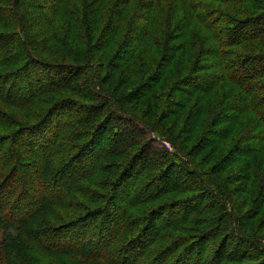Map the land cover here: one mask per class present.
Listing matches in <instances>:
<instances>
[{
    "label": "trees",
    "instance_id": "trees-1",
    "mask_svg": "<svg viewBox=\"0 0 264 264\" xmlns=\"http://www.w3.org/2000/svg\"><path fill=\"white\" fill-rule=\"evenodd\" d=\"M263 36L264 0H0V264H264V50L244 47ZM201 214L202 238L164 233Z\"/></svg>",
    "mask_w": 264,
    "mask_h": 264
},
{
    "label": "rangeland",
    "instance_id": "rangeland-1",
    "mask_svg": "<svg viewBox=\"0 0 264 264\" xmlns=\"http://www.w3.org/2000/svg\"><path fill=\"white\" fill-rule=\"evenodd\" d=\"M166 1H168V0H166ZM216 4V6H219L223 11H225L226 13H229V14H233V16L234 17H238V18H241V17H244L245 15H253V14H255V12H256V10L255 9H249L250 7V5H248V3H241V4H236V3H223V4H218V3H215ZM218 7V8H219ZM219 8V9H220ZM6 15H8V14H5V16ZM244 47L246 48V51H258V50H264V36H263V39L261 40V42L260 41H254V42H249V43H247V44H244ZM113 83V85H115L116 84V82L115 81H113L112 82ZM75 97V96H74ZM74 99H76V100H78L77 99V97H75ZM82 102H85V101H83L82 99H80ZM80 101V102H81ZM86 103V102H85ZM75 110H77V109H75ZM27 112V111H26ZM74 112V111H73ZM245 120V122H248V118L246 117V119H244ZM103 121V118H102V120H101V122ZM154 121H156V131L157 132H159V130H161V132H163L164 133V135H167V136H169L170 138H172V139H174L175 141H177V142H181V143H183V144H185L186 146V149L188 150V152H189V150L191 149V153H192V145L194 144V140H193V138L192 139H190V141H186V134H180V129H179V126L178 125H171L170 123H169V121L168 120H162L161 119V117H159V116H157L155 119H153V123H154ZM102 124V123H101ZM122 124L123 125H126V126H128L129 128H133L134 126H132L130 123H128L127 121H123L122 122ZM246 124V123H245ZM153 127V126H152ZM155 127V126H154ZM113 128V126L112 125H110L109 126V130L111 131V129ZM165 130V131H164ZM111 135H112V132H110L109 134H108V138H110L111 137ZM204 137H206L205 135H203ZM142 142V141H141ZM144 142V141H143ZM219 144H221V143H219ZM219 144H213V150H215V152H217V150H219ZM109 145H110V140L109 139H106L105 141H104V146H105V148H107V147H109ZM137 146H138V144H136V145H133V146H131V147H129V148H127L124 152H125V156H126V154H130V155H132V152L134 151V149L135 148H137ZM166 146L167 147H169V148H171L170 147V145L168 144V143H166ZM209 149H207V150H205V151H203L202 153H200L199 155H195L194 153H192L191 155L190 154H186V158L188 159V161L194 166V169L195 170H197V171H199L201 174H203L205 177H207L208 179H209V181H211V180H215L216 182H218V183H221L222 185H223V187L224 188H226L227 190L229 189L228 187H230V185H228L226 182V177H227V171L226 172H220V171H217V172H215L214 174H212V173H210L211 171H215V170H218V169H212L211 171H210V165L209 164H206L205 163V159H204V157H205V153L208 151ZM215 155L213 156V164H214V162H215ZM111 160H112V164H110V166L108 167V170H107V173H99V174H97L96 175V177H93V179L94 180H98V182H96L95 184H93V183H87L86 185L93 191V193L95 194V197L96 196H98V197H101V198H107V197H105L106 196V194H108V192H109V183H110V181L109 180H111V185H112V177L114 176V175H118L119 173H120V171L123 169V166H122V169H121V167H118L117 165H115V164H117V162L118 161H120L119 159H118V157L117 156H115V157H111ZM125 160H127V159H125ZM158 160H160V158L159 159H157V161ZM153 162V161H152ZM159 162V161H158ZM158 162H156L157 164H156V166H154L155 168H158V166L160 167V165H159V163ZM161 163H163L162 161H160ZM168 164V163H167ZM176 172H177V170L175 169V170H173L171 173H170V178H173V176L176 174ZM193 179V178H192ZM103 180H107L106 182H105V184L102 186V181ZM146 180L147 179H143L141 182H144L143 184H147V186L148 185H150L151 183H152V181H150V183L148 184V183H146ZM147 182H149V181H147ZM157 186H154L153 187V190H157V188H156ZM232 188V187H231ZM233 190V189H232ZM236 190V189H235ZM185 194V195H184ZM184 194L183 193H180V194H178V195H181V197L183 198V197H186V196H188V197H190V196H193V194L192 193H190V192H185L184 191ZM178 195H176L175 197H177V199L176 200H178V199H181V197H179ZM183 195V196H182ZM236 198L237 197H239V199L240 198H242V196H243V194H241V193H237L236 195H234ZM98 197H96L97 198V200L99 199ZM77 200H83L82 198H80V196L79 197H77L76 198ZM120 198L116 195V192L114 193V199H113V202H111L112 204H114V205H118V204H122L123 203V200H124V198L123 199H121V200H119ZM159 200H161V199H159ZM100 201H101V199H100ZM99 201V203H97V204H101L102 206H103V204L104 203H101ZM122 201V202H121ZM97 202V201H96ZM96 202H95V205H97L96 204ZM105 202V201H104ZM160 202V201H159ZM161 204H166L167 202H164V201H162L161 200ZM179 201H177V205H181L180 203H178ZM99 206V205H98ZM154 205H151V203H149V204H140L139 206H137L135 209H133V210H131V214L132 215H135V217L137 218V219H142L143 218V215H147V211L148 210H146V209H148V208H154L153 207ZM177 207V206H176ZM56 211H59V209H57ZM213 214V213H212ZM210 215L209 214H201V215H199V216H197V217H194V219L192 218V219H190V220H194V221H191V222H188V223H186V222H184L183 224H181L179 227H177V228H173V229H165L164 230V233H166V235L168 234V235H170V236H173V238H180L181 236H191V238H196L197 236H200L201 238H202V235L204 236V234H207V233H209L210 231H211V227L213 226H210V227H205V228H207V229H204V226H203V224H198V222L197 221H199L200 222V220L202 221H207L206 219L209 217ZM221 217H223V215H221ZM197 220H196V219ZM261 220H263V219H261V216H257V217H254L253 219H252V221L250 222V223H252L253 225H254V227H256V225H259V226H261L260 224H261ZM223 222L224 220H218L217 221V224H219L220 222ZM200 233V234H199ZM167 236H165V238H166ZM225 236L224 235H222V234H220V235H218V238H219V240L221 241L223 238H224ZM200 239V238H199ZM191 240V239H190ZM230 242L231 241H229L228 240V243H227V246H228V244H230ZM229 247H227V249H228Z\"/></svg>",
    "mask_w": 264,
    "mask_h": 264
}]
</instances>
